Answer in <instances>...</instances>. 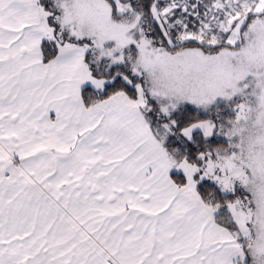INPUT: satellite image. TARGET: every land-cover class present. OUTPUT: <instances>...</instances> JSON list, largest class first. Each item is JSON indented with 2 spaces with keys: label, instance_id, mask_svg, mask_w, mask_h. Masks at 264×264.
Segmentation results:
<instances>
[{
  "label": "snow or ice",
  "instance_id": "snow-or-ice-1",
  "mask_svg": "<svg viewBox=\"0 0 264 264\" xmlns=\"http://www.w3.org/2000/svg\"><path fill=\"white\" fill-rule=\"evenodd\" d=\"M0 264H264V0H0Z\"/></svg>",
  "mask_w": 264,
  "mask_h": 264
}]
</instances>
